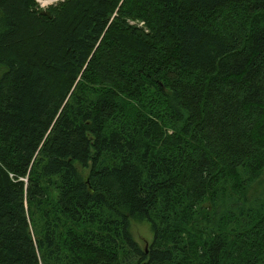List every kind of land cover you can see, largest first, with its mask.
Segmentation results:
<instances>
[{
    "label": "trees",
    "instance_id": "16d2710c",
    "mask_svg": "<svg viewBox=\"0 0 264 264\" xmlns=\"http://www.w3.org/2000/svg\"><path fill=\"white\" fill-rule=\"evenodd\" d=\"M262 172L264 0H0V264H264Z\"/></svg>",
    "mask_w": 264,
    "mask_h": 264
},
{
    "label": "rangeland",
    "instance_id": "374dc122",
    "mask_svg": "<svg viewBox=\"0 0 264 264\" xmlns=\"http://www.w3.org/2000/svg\"><path fill=\"white\" fill-rule=\"evenodd\" d=\"M45 1V3L43 2ZM62 0H36L38 9L46 10L49 6H54ZM50 3V4H49ZM264 195V172L255 180L247 191V203L254 204V201ZM129 231L133 239L141 248H146L150 245L153 233L150 224L143 218L131 217L129 219Z\"/></svg>",
    "mask_w": 264,
    "mask_h": 264
},
{
    "label": "bare ground",
    "instance_id": "6f19581e",
    "mask_svg": "<svg viewBox=\"0 0 264 264\" xmlns=\"http://www.w3.org/2000/svg\"><path fill=\"white\" fill-rule=\"evenodd\" d=\"M44 3H45V1H43ZM46 2H47V0H46ZM50 4V3H49Z\"/></svg>",
    "mask_w": 264,
    "mask_h": 264
}]
</instances>
